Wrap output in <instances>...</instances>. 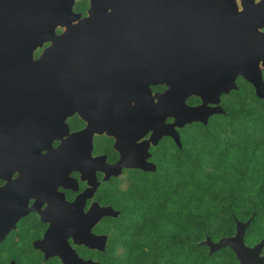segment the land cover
<instances>
[{
  "label": "flooded vegetation",
  "instance_id": "1",
  "mask_svg": "<svg viewBox=\"0 0 264 264\" xmlns=\"http://www.w3.org/2000/svg\"><path fill=\"white\" fill-rule=\"evenodd\" d=\"M260 1L158 0L148 5L156 10L145 13L150 34L128 33L121 26L116 32L79 35L74 92L66 88L62 99H34L45 106L60 102V108L35 106L28 128L21 126L13 139V150L0 153V264H116L118 256H127L126 244L117 241L125 191L178 153L182 128L190 124L180 126L169 112L157 110L159 102L180 103V56H225L230 48L232 53L244 48L245 38L264 35L260 18L251 24L263 12ZM77 2L82 9L75 8ZM88 7L89 0L73 4L81 17ZM230 15L237 16L232 43ZM262 72L264 78V66ZM171 84L172 96L166 92ZM229 92L220 94L223 107ZM185 101L194 105L201 97L190 94ZM70 103L77 105L72 112ZM152 163L154 169L144 168ZM108 205L118 214L100 216ZM244 213L233 214L234 227L226 235L235 233L237 219L251 217L243 234L251 246L264 237V229L251 225L254 213L243 218ZM101 234L103 243L96 239ZM259 254L264 262V244ZM236 264L246 260L236 258Z\"/></svg>",
  "mask_w": 264,
  "mask_h": 264
},
{
  "label": "water",
  "instance_id": "2",
  "mask_svg": "<svg viewBox=\"0 0 264 264\" xmlns=\"http://www.w3.org/2000/svg\"><path fill=\"white\" fill-rule=\"evenodd\" d=\"M74 2L75 0H0V153L13 150V139L21 133V126L28 128L29 117L34 114L35 106L60 108V102L46 106L37 105L38 99H62L63 89L68 88L69 93L76 89L74 84L77 83V60L80 57L78 45L81 43L79 35L111 33L112 29L116 32L121 26L128 33L150 34L147 30L149 20L145 13L153 9L148 6L150 3H157L158 0H89L87 15L83 17L80 12L73 10ZM228 11L231 12L232 9L229 8ZM262 11L252 21V27L259 24L258 18L264 22V9ZM236 25L237 16L230 15L231 43L235 41L232 40L230 28ZM58 26L64 29L56 32ZM237 37L236 33L235 39ZM239 38L242 39V36L239 35ZM46 41H50L49 45L43 47L40 54L34 57V50ZM243 41L244 48H239L238 52V48H235L234 53L230 48L229 54L225 56H193L181 53L180 103L174 106L172 102H159L157 110L165 115L169 112L175 121L180 122V126L193 121L206 124L211 114L225 112V108L219 104L220 94L238 88V75L250 82L255 94L263 98L264 35L254 40L245 38ZM247 45L252 48H246ZM171 64L173 69V63ZM166 92L173 95L172 84ZM190 94L200 96L201 102L194 105L186 103L185 99ZM34 99L37 100L33 101ZM69 108L72 112L77 105L70 103ZM175 137L179 142L177 133ZM55 151L61 152V143ZM115 165L118 166H112ZM152 165L144 168L154 169L155 166L153 163ZM106 213L117 215L118 210L109 205L101 207L100 216ZM251 219H237L236 231L232 235L221 236L217 240L206 235L201 242L209 247V253L228 246L234 251L236 258L241 261L245 259L246 264H264L263 256L259 254L264 237L251 246L243 239L245 228ZM96 237L103 243L106 236L101 234Z\"/></svg>",
  "mask_w": 264,
  "mask_h": 264
},
{
  "label": "trees",
  "instance_id": "3",
  "mask_svg": "<svg viewBox=\"0 0 264 264\" xmlns=\"http://www.w3.org/2000/svg\"><path fill=\"white\" fill-rule=\"evenodd\" d=\"M238 84L224 113L183 127L178 153L125 191L116 264H236L230 247L209 253L201 240L230 233L242 210L251 225L264 214V97Z\"/></svg>",
  "mask_w": 264,
  "mask_h": 264
},
{
  "label": "rangeland",
  "instance_id": "4",
  "mask_svg": "<svg viewBox=\"0 0 264 264\" xmlns=\"http://www.w3.org/2000/svg\"><path fill=\"white\" fill-rule=\"evenodd\" d=\"M123 202H126V200H123ZM259 227L260 229H264V214L262 215L261 219L257 220V223H256V228ZM258 232L260 231L258 228H257Z\"/></svg>",
  "mask_w": 264,
  "mask_h": 264
}]
</instances>
